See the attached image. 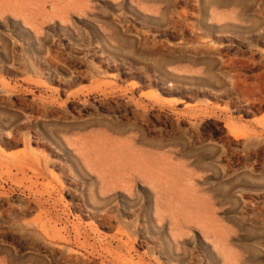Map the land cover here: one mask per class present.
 <instances>
[{"label":"rangeland","instance_id":"rangeland-1","mask_svg":"<svg viewBox=\"0 0 264 264\" xmlns=\"http://www.w3.org/2000/svg\"><path fill=\"white\" fill-rule=\"evenodd\" d=\"M0 264H264V0H0Z\"/></svg>","mask_w":264,"mask_h":264}]
</instances>
